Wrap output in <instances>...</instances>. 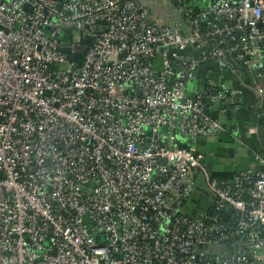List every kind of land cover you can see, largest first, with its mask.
<instances>
[{
    "label": "built area",
    "instance_id": "2783aa9c",
    "mask_svg": "<svg viewBox=\"0 0 264 264\" xmlns=\"http://www.w3.org/2000/svg\"><path fill=\"white\" fill-rule=\"evenodd\" d=\"M165 1L0 0V264H264V153L197 148L264 76V0Z\"/></svg>",
    "mask_w": 264,
    "mask_h": 264
},
{
    "label": "crops",
    "instance_id": "0c3cea01",
    "mask_svg": "<svg viewBox=\"0 0 264 264\" xmlns=\"http://www.w3.org/2000/svg\"><path fill=\"white\" fill-rule=\"evenodd\" d=\"M144 2L151 4L156 11L152 12L153 16L159 21L167 24L175 20L172 8L165 3V0H144ZM198 2L204 4L208 0H198ZM224 76L229 80L232 78L229 74ZM199 77L200 79L204 77L202 71L199 72ZM233 84L244 91L242 104L223 115L213 110V119L219 122L224 131L205 140L204 144H197L198 151L205 155V162L211 173L217 177L226 176L227 179H231L239 171L250 168L253 165L254 153H264V94L257 95L258 91L264 90V76L255 79L249 88L244 89V86L242 88L238 80H234ZM220 150L232 151L233 155L221 157L218 155Z\"/></svg>",
    "mask_w": 264,
    "mask_h": 264
},
{
    "label": "water",
    "instance_id": "95a60500",
    "mask_svg": "<svg viewBox=\"0 0 264 264\" xmlns=\"http://www.w3.org/2000/svg\"><path fill=\"white\" fill-rule=\"evenodd\" d=\"M134 1H136V2H144V0H134ZM165 3H167V2H165ZM164 3V4H165ZM168 4V3H167ZM142 6H144V7H146V8H148L150 11H152V12H156L154 9H153V7L151 6V4L149 3V2H144V4H141ZM166 5V4H165ZM60 9V8H59ZM173 15H174V13H173ZM199 144H204L205 142L204 141H199L198 142ZM218 155L219 156H221V157H232V155H233V153H232V151H228V150H220L219 152H218Z\"/></svg>",
    "mask_w": 264,
    "mask_h": 264
},
{
    "label": "rangeland",
    "instance_id": "374dc122",
    "mask_svg": "<svg viewBox=\"0 0 264 264\" xmlns=\"http://www.w3.org/2000/svg\"><path fill=\"white\" fill-rule=\"evenodd\" d=\"M101 182H102V180H99V181L97 182V184H100ZM199 184L201 185L202 188H205V187H204V183L202 182V178H201V176H199ZM193 208H195L194 205H193ZM200 212H201V210L198 209V210H197V213H200Z\"/></svg>",
    "mask_w": 264,
    "mask_h": 264
},
{
    "label": "trees",
    "instance_id": "16d2710c",
    "mask_svg": "<svg viewBox=\"0 0 264 264\" xmlns=\"http://www.w3.org/2000/svg\"><path fill=\"white\" fill-rule=\"evenodd\" d=\"M137 3H138V4H144V2H137ZM76 61H81V59H76ZM212 176L215 177V178L227 179L226 176H224V177H223V176H221V177H217V176L214 175V174H212ZM234 176H235V175H234ZM234 176H233V177H234ZM233 177H232V178H233Z\"/></svg>",
    "mask_w": 264,
    "mask_h": 264
}]
</instances>
